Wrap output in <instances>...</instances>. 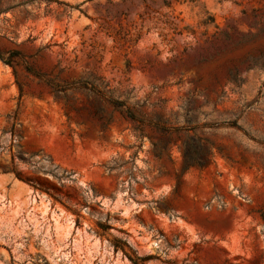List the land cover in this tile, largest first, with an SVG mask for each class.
<instances>
[{"label":"rangeland","instance_id":"1","mask_svg":"<svg viewBox=\"0 0 264 264\" xmlns=\"http://www.w3.org/2000/svg\"><path fill=\"white\" fill-rule=\"evenodd\" d=\"M13 51L0 264H264V0H0Z\"/></svg>","mask_w":264,"mask_h":264},{"label":"trees","instance_id":"2","mask_svg":"<svg viewBox=\"0 0 264 264\" xmlns=\"http://www.w3.org/2000/svg\"><path fill=\"white\" fill-rule=\"evenodd\" d=\"M18 51H13L10 54V59H4L3 57L0 56V60L11 66L12 64V59L15 58L16 56H18ZM114 105L118 106V107H122L124 106V102L122 101H114L113 103ZM211 155V153H208V156ZM183 157H184V161L186 166L189 167H201L205 162L209 163L211 161L210 158H208L206 161H203V159H201L200 157H197L195 154L194 155H190L187 153H183Z\"/></svg>","mask_w":264,"mask_h":264}]
</instances>
